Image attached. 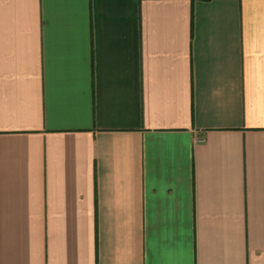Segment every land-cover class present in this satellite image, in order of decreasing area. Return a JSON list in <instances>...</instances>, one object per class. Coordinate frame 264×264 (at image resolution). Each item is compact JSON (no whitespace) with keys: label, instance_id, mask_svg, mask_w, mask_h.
Listing matches in <instances>:
<instances>
[{"label":"crops","instance_id":"1","mask_svg":"<svg viewBox=\"0 0 264 264\" xmlns=\"http://www.w3.org/2000/svg\"><path fill=\"white\" fill-rule=\"evenodd\" d=\"M0 264H264V0H0Z\"/></svg>","mask_w":264,"mask_h":264},{"label":"trees","instance_id":"2","mask_svg":"<svg viewBox=\"0 0 264 264\" xmlns=\"http://www.w3.org/2000/svg\"><path fill=\"white\" fill-rule=\"evenodd\" d=\"M193 1V0H192Z\"/></svg>","mask_w":264,"mask_h":264}]
</instances>
